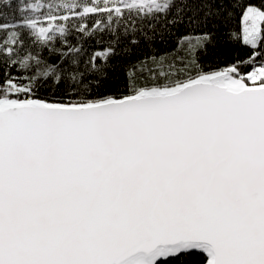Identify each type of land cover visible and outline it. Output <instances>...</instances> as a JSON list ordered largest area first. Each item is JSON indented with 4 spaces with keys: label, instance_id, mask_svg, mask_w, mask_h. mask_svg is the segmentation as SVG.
Wrapping results in <instances>:
<instances>
[{
    "label": "snow or ice",
    "instance_id": "obj_1",
    "mask_svg": "<svg viewBox=\"0 0 264 264\" xmlns=\"http://www.w3.org/2000/svg\"><path fill=\"white\" fill-rule=\"evenodd\" d=\"M0 264H264V0H0Z\"/></svg>",
    "mask_w": 264,
    "mask_h": 264
},
{
    "label": "trees",
    "instance_id": "obj_2",
    "mask_svg": "<svg viewBox=\"0 0 264 264\" xmlns=\"http://www.w3.org/2000/svg\"><path fill=\"white\" fill-rule=\"evenodd\" d=\"M56 2H59V0H56ZM253 3L259 5L261 0H252ZM233 28H241V24H240V21L238 18H235L233 21H232V25H231ZM175 47V40H172L170 41L167 45H163V46H160L156 49V52L158 54H164V52H171L173 51ZM16 72L13 70V75H15Z\"/></svg>",
    "mask_w": 264,
    "mask_h": 264
},
{
    "label": "rangeland",
    "instance_id": "obj_3",
    "mask_svg": "<svg viewBox=\"0 0 264 264\" xmlns=\"http://www.w3.org/2000/svg\"><path fill=\"white\" fill-rule=\"evenodd\" d=\"M241 27H242V25H241Z\"/></svg>",
    "mask_w": 264,
    "mask_h": 264
}]
</instances>
